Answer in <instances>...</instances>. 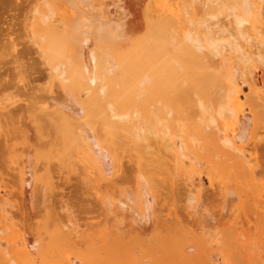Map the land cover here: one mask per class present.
Returning <instances> with one entry per match:
<instances>
[{
	"label": "bare ground",
	"instance_id": "1",
	"mask_svg": "<svg viewBox=\"0 0 264 264\" xmlns=\"http://www.w3.org/2000/svg\"><path fill=\"white\" fill-rule=\"evenodd\" d=\"M23 2L0 26V264H264V0Z\"/></svg>",
	"mask_w": 264,
	"mask_h": 264
},
{
	"label": "rangeland",
	"instance_id": "2",
	"mask_svg": "<svg viewBox=\"0 0 264 264\" xmlns=\"http://www.w3.org/2000/svg\"><path fill=\"white\" fill-rule=\"evenodd\" d=\"M17 2H19L18 4H16V6H15V4H14V2H13V0H0V26H2V28H4L3 26L5 25L3 22H5V23H7V24H10L11 23V26H13V24H14V28L15 29H17V27H18V23H20V21H19V19H21L19 16H20V13L22 12V9H23V7H24V5H25V3L23 2V0H20V1H17ZM13 3V4H12ZM9 6V7H8ZM9 10V11H8ZM5 14V15H4ZM14 16V17H13ZM17 19V20H16ZM3 21V22H2ZM10 22V23H9ZM2 23H3V25H2ZM13 23V24H12ZM6 24V25H7ZM6 25H5V27H6ZM10 26V27H11ZM13 27H11V28H13ZM1 29V28H0ZM15 32H17V33H19L18 32V30L17 31H15ZM14 32V33H15ZM16 33V34H17ZM15 35V34H14ZM21 47H22V45H21ZM38 67V66H37ZM39 70V69H38ZM38 72H40L39 74H42V71H38ZM36 74V73H35ZM38 74V73H37ZM36 74V75H37ZM35 75V76H36ZM6 79H8V78H6ZM4 80V79H3ZM9 81V79L7 80V82ZM5 82H6V80H5ZM5 82L3 81V83H4V85H5ZM6 82V83H7ZM1 84H2V81H1ZM2 86H3V84H2ZM57 90V89H56ZM56 93H58V94H60V92L58 91V92H56ZM56 93H54L55 95H56ZM1 141V140H0ZM2 144V143H1ZM263 145L262 147L260 146V145ZM3 146V145H2ZM260 147V148H259ZM264 142L262 141V142H260V144H258V153L257 154H259L258 156H260L261 155V153L262 154H264ZM262 150H263V152H262ZM1 152H2V148H1V145H0V163H1ZM260 157H263L264 158V155L263 156H260ZM260 159V158H259ZM262 161H264V159H262ZM261 161V162H262ZM263 163V162H262ZM126 167H127V165H126ZM124 169H126L127 170V168H124ZM125 172L126 171H124V174H125ZM127 172H128V170H127ZM126 175V174H125ZM124 175V176H125ZM71 181H73V182H75L74 180H71ZM71 181H70V183H68L69 184V186L67 187V185H66V189H65V193H66V199H67V201H69V204L72 206L71 207V209H73L74 210V212H75V214H80V212H79V210H80V201H82L81 200V195H80V189H79V187H80V185L78 184V187H77V184H72L71 183ZM77 183H79V182H77ZM70 184H72V185H70ZM28 189L30 190L31 188H29L28 187ZM28 190V191H29ZM208 192V193H207ZM207 192H205V195H204V198L205 197H208L207 198V200H204V202H206V203H208V204H206L207 206L206 207H209L208 208V211H206V210H204V211H202V212H200V215L202 214V217L204 216V219H206V221H208V220H211V218L210 217H208L207 216V214L208 213H211V212H213V211H215V209H212L211 207H210V202H209V200H211L212 199V197H210L211 195L209 194V193H211L210 191H207ZM30 193V192H29ZM28 194V193H27ZM78 194V195H77ZM212 194V193H211ZM30 196V194L28 195V197ZM82 198H84V197H82ZM211 198V199H210ZM66 201V202H67ZM68 203V202H67ZM95 203V202H94ZM69 205V206H70ZM92 205H93V203H92ZM155 204H153V206H154ZM88 206H89V204H88ZM90 206H91V204H90ZM155 206H157V205H155ZM92 207V206H91ZM95 207H97V206H95ZM94 208V207H93ZM155 209V208H154ZM127 210V212H129L128 211V209H126ZM125 210V211H126ZM73 212V213H74ZM224 212H225V214H226V211H223V214H224ZM125 214H126V212H124ZM130 213V216H131V212H129ZM128 213V214H129ZM74 214V216H76V217H78L79 216V214L78 215H75ZM127 214V216H126V218L127 217H129V215ZM216 215H214V217H215ZM225 216V215H224ZM132 217H134V219H135V215H133ZM131 217V218H132ZM152 217V216H151ZM219 217V215H217L215 218H218ZM130 218V217H129ZM130 218V219H131ZM137 218L138 217H136V220H137ZM133 219V220H134ZM152 219V218H151ZM151 219H150V221L148 220H140L141 222L143 221V223H142V225L144 224V225H146L145 223H149V222H151V224H152V221H151ZM203 219V218H202ZM127 220H129L128 218H127ZM131 221V220H130ZM135 221V220H134ZM138 221H139V219H138ZM137 221V222H138ZM145 221H147V222H145ZM129 222V221H128ZM136 221H135V224H133V225H138V223H137ZM145 222V223H144ZM127 223V222H126ZM132 223H133V221H132ZM137 223V224H136ZM151 224H149V225H147V226H145L146 228L148 227V226H150ZM139 225H141V224H139ZM143 225V226H144ZM141 227V226H140ZM140 227H138V228H140ZM145 227H142V228H145Z\"/></svg>",
	"mask_w": 264,
	"mask_h": 264
}]
</instances>
